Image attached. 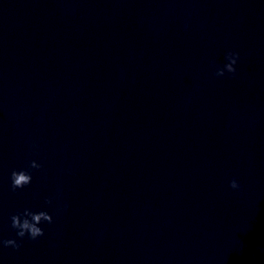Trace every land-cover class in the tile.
Instances as JSON below:
<instances>
[{
	"label": "clouds",
	"instance_id": "obj_1",
	"mask_svg": "<svg viewBox=\"0 0 264 264\" xmlns=\"http://www.w3.org/2000/svg\"><path fill=\"white\" fill-rule=\"evenodd\" d=\"M239 58V54L236 52H228L225 56L227 63L223 68H219L216 71L217 76H223L225 71L228 73L235 74L236 69L234 65ZM42 165L37 163L35 160H31L28 164V169H41ZM11 180V190L15 192L17 189H23L32 182L31 171L27 169L12 170L10 174ZM229 186L232 189H238L240 187L236 179H232L229 182ZM46 204H52L51 198H46ZM66 209V205H65ZM11 228L16 231L17 237L21 240L27 236L29 239L35 241L37 238L44 236V229L39 225L41 223L51 224L53 222V217L47 211L41 210L38 212L32 211L29 208L23 209L21 212H17L10 216ZM0 245L3 247H12L19 250L21 244L17 242L16 239H4L0 240Z\"/></svg>",
	"mask_w": 264,
	"mask_h": 264
}]
</instances>
